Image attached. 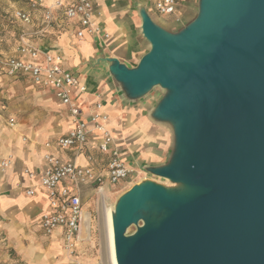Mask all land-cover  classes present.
Here are the masks:
<instances>
[{"label": "water", "instance_id": "1", "mask_svg": "<svg viewBox=\"0 0 264 264\" xmlns=\"http://www.w3.org/2000/svg\"><path fill=\"white\" fill-rule=\"evenodd\" d=\"M137 12L149 49L134 67L96 64L125 104L163 91L148 118L171 147L140 170L169 185L146 178L116 200V264H264V0H198L176 31Z\"/></svg>", "mask_w": 264, "mask_h": 264}, {"label": "crops", "instance_id": "2", "mask_svg": "<svg viewBox=\"0 0 264 264\" xmlns=\"http://www.w3.org/2000/svg\"><path fill=\"white\" fill-rule=\"evenodd\" d=\"M91 1L98 22L109 34L106 41L89 36L82 40L76 39L74 31L77 25L61 17L55 29H44L43 11L55 0H28V4H24L28 6L13 9V18L19 24L17 32L9 33L5 28L0 31V264H47L48 258L60 255L63 249L58 233L48 237L42 232L41 217L47 209L46 197L37 182L23 174L24 170L40 174L45 168L46 154L63 161H74L83 167L92 166L101 173L105 172L107 163V157L97 150L95 135L89 137L80 154L60 152L55 148V141L72 127L66 107L55 98L52 91L35 85L28 76L21 73L14 77L7 76L3 66V61L16 56L15 50L21 39L43 52L62 58L63 68L73 73L87 89L85 94L76 99L85 116L93 104L102 102L109 116V129L115 147L128 169L137 173L143 164L161 165L168 156L170 141L167 130L143 115L141 109L127 107L113 81L107 76L103 62L96 64L99 59L112 57L132 67L131 63L148 50V43L138 32L141 24L137 12L139 4L146 7L152 20L161 27L163 22L158 18L162 17L155 12L152 0ZM178 1L180 15L181 6L190 0ZM29 5H36V8H29ZM15 11L29 14L32 23L24 25L16 20ZM16 93L21 97L15 96ZM5 94L9 98L7 103ZM27 94L32 98L27 99ZM28 107L33 114L29 113L26 117ZM41 107L46 111L44 115L48 113V116L37 115ZM9 118L16 121L13 129L7 126ZM46 144H52L53 147L46 148ZM6 160H11V165L3 169L1 163ZM105 186V189L111 187L108 183ZM27 188H34V196L25 195ZM92 191L91 186L82 187L81 201ZM86 215L83 211L85 221ZM85 221L81 233L86 228ZM81 233L77 249L82 239Z\"/></svg>", "mask_w": 264, "mask_h": 264}, {"label": "built area", "instance_id": "3", "mask_svg": "<svg viewBox=\"0 0 264 264\" xmlns=\"http://www.w3.org/2000/svg\"><path fill=\"white\" fill-rule=\"evenodd\" d=\"M178 0H155L153 8L157 15L171 17L179 22ZM36 8V5H32ZM14 17L24 25H30L32 18L22 11H15ZM77 25L74 37L82 40L85 37H99L108 40L109 34L98 22L97 12L91 0H55L43 11L44 29L52 30L59 25V18ZM16 56L3 61L6 74L14 77L18 73L28 76L31 81L44 89L53 92L55 98L66 107L71 129L55 141V148L60 152L80 154L88 143L89 137L95 135L97 150L107 157L105 172L101 173L92 166H80L74 161H63L60 158L46 154L45 168L40 174L24 170L23 174L31 181L37 182L47 201V209L41 217V229L44 235L50 237L58 233L62 239V247L70 254L77 249L83 224V204L80 189L91 186L95 192L105 187V184L117 185L130 177L132 172L123 162L120 152L115 147L114 137L109 129V116L102 102H96L90 108L87 116L82 112L77 98L86 93V87L71 72L62 66L59 55L43 52L32 44L20 40L15 50ZM2 107L0 104V117ZM7 126L15 127L13 118L7 120ZM46 148L53 147L46 144ZM11 165V160L1 163L5 169ZM20 187V185H18ZM34 188H27L25 195L34 196Z\"/></svg>", "mask_w": 264, "mask_h": 264}, {"label": "rangeland", "instance_id": "4", "mask_svg": "<svg viewBox=\"0 0 264 264\" xmlns=\"http://www.w3.org/2000/svg\"><path fill=\"white\" fill-rule=\"evenodd\" d=\"M155 0H152L154 2ZM197 1L198 0H190L185 5H182L179 22H176L171 19V17L162 16V18H158L162 23V27L169 31H176L187 24L190 20H192L197 13ZM28 4V0H0V31L5 28V30L11 32H17L16 29L19 28V24L17 25L13 18V9L21 8L22 6H28L24 4ZM137 3H134V5ZM31 5H29L30 8ZM150 9L152 6L148 5ZM32 8V6H31ZM34 9V8H32ZM152 16L155 17L154 12L150 11ZM156 22V21H155ZM56 28V26H55ZM54 28V29H55ZM138 32L141 35L140 25L138 27ZM142 36V35H141ZM149 49V44L148 48ZM144 54V53H143ZM142 54V55H143ZM141 55V56H142ZM140 56V57H141ZM138 58V60L140 59ZM136 62H132L131 64L134 67ZM104 64V63H103ZM163 95V91L156 87L154 88L145 98L133 104H125L130 108H138L141 109V113L148 117L150 110L154 107L157 101ZM15 96H20V94L16 93ZM21 97V96H20ZM27 99H31V95H26ZM119 97V96H118ZM6 103L9 101L8 96L5 94ZM46 111L41 107L37 112V115L40 117L44 115ZM33 114V111L28 107L26 109V117L28 114ZM48 116V113L44 115ZM154 123V122H153ZM158 125V124H156ZM165 128L168 132L169 136V145L171 147L172 143V135L171 130L168 126L159 125ZM152 179L156 182L162 183L164 185H169L168 181L155 178L149 174L144 173L143 171L134 172L128 177L125 181L113 185L109 187V189L104 190V196L99 194L98 192L92 191L91 193H87V196L82 200L83 202V211L86 212L89 216V223L87 230H83L81 233V242L74 251V253L70 254L68 251L62 249L60 255L51 256L47 259V264H116L115 259L113 258V252L110 247V240L108 234V223L107 220L110 218V215L113 213V207L115 205L116 200L127 190H129L133 185L141 182L143 179ZM106 187V186H105ZM104 187V188H105ZM94 190V189H93ZM105 218V219H104ZM105 222H104V220ZM141 224V223H140ZM135 232V227L132 226L128 229L127 234L130 235ZM107 234V235H106ZM54 255V254H53ZM56 255V254H55ZM16 257V255H14ZM49 254H47V257ZM55 259H51V258ZM113 258V259H112Z\"/></svg>", "mask_w": 264, "mask_h": 264}, {"label": "bare ground", "instance_id": "5", "mask_svg": "<svg viewBox=\"0 0 264 264\" xmlns=\"http://www.w3.org/2000/svg\"><path fill=\"white\" fill-rule=\"evenodd\" d=\"M104 190H105V188H102V189H100L99 190V194H101L102 196H104L105 197V195H104ZM86 217H87V219H86V221H85V219H84V221L86 222V228H85V230H87V228H88V223H89V220H88V216L86 215ZM112 217H113V213H112V215H110V218H108V220H107V223H108V234H109V240H110V247L109 248H111V250H112V254H113V258H114V248H113V237H112ZM84 218V217H83ZM105 219V218H104ZM103 219V220H104ZM84 221H83V223H84ZM104 222H105V220H104ZM84 230V231H85ZM107 235V234H106ZM112 258V259H113ZM31 262V261H30Z\"/></svg>", "mask_w": 264, "mask_h": 264}]
</instances>
